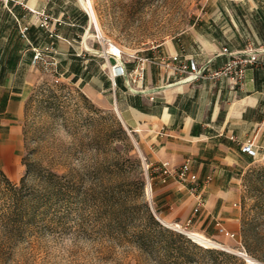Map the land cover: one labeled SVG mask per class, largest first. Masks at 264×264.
<instances>
[{
  "label": "rangeland",
  "instance_id": "rangeland-1",
  "mask_svg": "<svg viewBox=\"0 0 264 264\" xmlns=\"http://www.w3.org/2000/svg\"><path fill=\"white\" fill-rule=\"evenodd\" d=\"M87 1L97 21L92 23L89 14L92 44L86 46L104 54L115 45L131 60L178 41L208 0ZM5 5L0 0V12ZM33 74L23 167L6 174L0 169V264H250L248 256L264 264L262 162L238 172L240 232L235 239L208 221L169 224L155 204L158 180L151 196L148 192L142 138L128 131L114 104L102 109L71 81L55 84L38 70ZM191 231L221 248L199 246L186 234Z\"/></svg>",
  "mask_w": 264,
  "mask_h": 264
},
{
  "label": "crops",
  "instance_id": "crops-1",
  "mask_svg": "<svg viewBox=\"0 0 264 264\" xmlns=\"http://www.w3.org/2000/svg\"><path fill=\"white\" fill-rule=\"evenodd\" d=\"M14 1L0 12V169L18 172L23 167L26 106L36 83L31 48L53 41L37 27L34 13L45 12L59 35L55 42L63 80L102 109L113 103L128 131L142 138L150 166L169 162L178 169L190 163L199 177L197 185L173 179L157 183L155 204L165 221L187 224L202 197L194 222L208 221L218 230L221 224L237 236L238 172L264 164V67L249 69L242 86H235L225 78L192 80L162 61L177 58L176 64L189 70L216 72L232 60L231 54L253 50L264 63V0H208L188 33L147 57L138 56L154 60L145 66L144 92L129 78L111 77L115 54L86 46L92 44L90 15L78 0ZM26 26L30 31L23 39ZM124 61L130 71L137 67L136 61ZM250 145L255 155L245 151Z\"/></svg>",
  "mask_w": 264,
  "mask_h": 264
},
{
  "label": "built area",
  "instance_id": "built-area-1",
  "mask_svg": "<svg viewBox=\"0 0 264 264\" xmlns=\"http://www.w3.org/2000/svg\"><path fill=\"white\" fill-rule=\"evenodd\" d=\"M7 3L10 1L15 2L14 0H5ZM37 16V27L48 31L49 38L53 41L49 44L36 46L31 48L32 52V61L31 67L35 70H38L50 77L55 84H60L63 79V74L61 72V60L59 58V52L56 47V39L59 38V35L56 31L52 29L51 19L47 16L45 12L34 13ZM30 27L26 26L22 29L21 35L23 39H27ZM232 60L224 66L219 71L213 72L209 71L207 68H200L195 70H189L186 66L177 65V58H173L169 61L163 60V65L175 73L187 74L192 80L198 79H209V80H218V79H228L235 86H242L243 81L246 76V72L249 69H252L257 66H263L264 63L261 61L258 52L250 50L245 56L231 54ZM117 58L116 64L110 68L111 77L116 80L119 78H129L130 82L138 86V90L144 92V89L141 84H143L145 79V66L148 63L154 62L152 59L140 58L136 55L131 56V61L137 62V67L130 71L128 69V63L124 61L123 56H115ZM245 151L251 155H255L253 146L250 145L245 148ZM148 182L150 188L153 187V181L158 180L162 183H168L171 179L176 182L186 186L188 184L199 183V177L192 172V166L190 163L183 164L180 168H173L171 163H163L156 166L148 165ZM203 206L202 197L198 198V206L194 211V217L188 221V225H192L195 221V216L198 215ZM219 232L223 235H228L232 239L236 238L235 234H230L226 229L218 224Z\"/></svg>",
  "mask_w": 264,
  "mask_h": 264
},
{
  "label": "bare ground",
  "instance_id": "bare-ground-1",
  "mask_svg": "<svg viewBox=\"0 0 264 264\" xmlns=\"http://www.w3.org/2000/svg\"><path fill=\"white\" fill-rule=\"evenodd\" d=\"M81 5L83 6V8L91 15L92 17V23L96 22V15L95 12L93 10L92 4L87 1V0H79ZM105 54L110 55V54H115L116 56H120L121 57V51L118 47H116L115 45H110L109 48H107ZM114 55V56H115ZM119 113V112H118ZM148 192L149 195L151 196V189L150 187L148 188ZM164 224H167L166 222L162 221ZM178 227H180V225H177ZM186 234L188 235V237L193 240L196 244H198L199 246L209 249V248H221V245L215 243L214 241H212L211 239H209L208 237H206L205 235H203L202 233L199 232H186ZM250 264H261L256 262L255 260L249 258L248 256V260H247Z\"/></svg>",
  "mask_w": 264,
  "mask_h": 264
},
{
  "label": "trees",
  "instance_id": "trees-1",
  "mask_svg": "<svg viewBox=\"0 0 264 264\" xmlns=\"http://www.w3.org/2000/svg\"><path fill=\"white\" fill-rule=\"evenodd\" d=\"M4 173V172H3ZM5 175V174H4ZM150 217L152 218V219H154V216L152 215V214H150ZM180 238L182 239V241L183 242H185V243H190V241L188 240H186L185 238H184V236H180ZM242 238H244L243 237V235H242ZM245 240V239H244ZM245 243H246V248L249 250V251H251V247L249 246V243L248 242H246L245 241ZM206 253H209V254H218L219 256H224L225 258H232L229 254H226V253H220V252H216L215 250H206L205 251Z\"/></svg>",
  "mask_w": 264,
  "mask_h": 264
}]
</instances>
